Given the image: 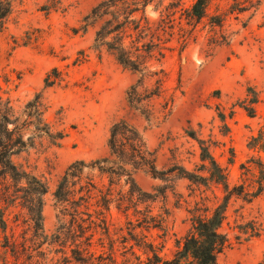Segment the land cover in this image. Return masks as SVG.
I'll return each mask as SVG.
<instances>
[{
    "label": "rangeland",
    "instance_id": "374dc122",
    "mask_svg": "<svg viewBox=\"0 0 264 264\" xmlns=\"http://www.w3.org/2000/svg\"><path fill=\"white\" fill-rule=\"evenodd\" d=\"M100 1L16 0L5 24L0 20V105L4 108L9 101L20 115L40 96L50 130L49 135L38 134L32 127L25 138L28 146L13 157L17 166L48 187L42 197L43 230L25 208L30 193L0 177V218L18 245L17 262L8 256L12 263L80 264L73 258L78 248L71 240L64 249L53 243L57 231L80 237L82 224L71 217L60 221L54 193L73 164L110 156V130L120 120L143 135L159 174L140 170L134 175L139 189L150 195L139 205L141 214L133 208L123 213L112 204L111 238L97 231L93 239L96 263L146 264L147 254L137 246L143 234L161 256L171 257L191 227L189 210L205 198L213 204L211 191L182 177V169L195 172L202 165L199 144L188 133L211 145L233 185L241 180V164L251 158L264 160V153L248 148L250 138L264 127V0H211L199 23L188 17L196 0H149L148 17L153 23L172 21L173 37L162 62L166 91L140 110L130 106L128 94L141 75L94 46L99 24L89 16ZM149 65L151 71L159 69L155 61ZM153 82L147 79L140 93L147 95ZM251 108L254 117L249 116ZM85 173L108 188V179L101 180L98 171L87 168ZM149 207L153 216H166V235L138 227L137 220L142 221ZM223 232L228 245L218 264H264V194L251 204L233 199Z\"/></svg>",
    "mask_w": 264,
    "mask_h": 264
},
{
    "label": "trees",
    "instance_id": "16d2710c",
    "mask_svg": "<svg viewBox=\"0 0 264 264\" xmlns=\"http://www.w3.org/2000/svg\"><path fill=\"white\" fill-rule=\"evenodd\" d=\"M15 1L0 0L2 24H5L11 15ZM149 4V0H102L89 16L93 23L99 24L94 44L96 50H105L124 69L141 75V79L132 86L128 94L130 106L135 110L146 109L154 98L161 97L166 91L168 79L162 62L173 37L170 31L172 25H169L172 21L166 22L162 18L153 23L147 15ZM210 4L211 0H196L188 11L190 20L199 23L207 16ZM153 61L159 64V69L151 71L149 63ZM149 78L153 79L154 84L152 88L145 90L147 95L144 96L140 90ZM53 84L54 81L48 82L47 87ZM255 103L256 101L253 102ZM27 107L30 111L17 115L9 101L4 108L0 105V177L22 185L20 192L30 193V197L24 199L29 204L25 208L32 216L31 221L43 230L42 197L47 194L48 187L13 161V157L28 146L29 142L25 138L32 127L38 134H50L45 125L46 108L43 99L37 96ZM249 116H255L254 108L250 109ZM188 136L199 144L202 165L195 172L182 169V177L211 191L213 204L209 206L206 200L208 203L212 201L205 198L202 203H196L195 207L189 210L191 227L185 237L177 241L176 250L171 257L161 256L155 243L148 239V235L143 234L137 246L147 254L146 264H218V256L228 245L223 226L232 200L240 199L251 204L264 194V160L261 157L251 158L241 164V180L233 185L230 183L227 169L213 156L211 145L200 139L195 132L188 133ZM109 148L108 158L92 164L78 162L70 166L61 177L54 193L60 206V221L71 217L73 223L81 221L82 224L78 225L81 230L80 237L72 236L71 232L57 231L53 243L64 249L71 240L78 248L73 249V258L80 264H101L96 263V254L91 248L95 232L100 231L102 235L111 238L108 216L112 204L116 203L117 209L123 213L127 214L133 208L136 214H141L139 205L146 202L145 198L150 195L139 189L134 180L135 173L147 170L154 177L159 174L154 152L148 150L143 135L127 120L113 124ZM248 148L260 154L264 153V127L259 130L258 135L250 138ZM87 168L98 171L101 180L108 179V188L100 185L95 176L86 174ZM125 188L128 189L125 191ZM34 193L35 199L32 200ZM165 215L168 216V213L165 212ZM142 216V221L137 220L140 221L139 228L158 229L163 231L164 235L167 234L166 216H153L150 207ZM7 232L8 223L2 217L0 264H17L8 259V256L12 255L17 262L18 245L13 240V235L10 237ZM110 250H114V245H111Z\"/></svg>",
    "mask_w": 264,
    "mask_h": 264
}]
</instances>
